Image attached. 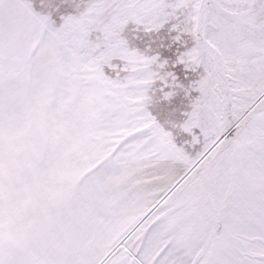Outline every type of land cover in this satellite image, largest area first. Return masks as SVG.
<instances>
[{
  "label": "snow or ice",
  "instance_id": "snow-or-ice-1",
  "mask_svg": "<svg viewBox=\"0 0 264 264\" xmlns=\"http://www.w3.org/2000/svg\"><path fill=\"white\" fill-rule=\"evenodd\" d=\"M0 264H264V0H0Z\"/></svg>",
  "mask_w": 264,
  "mask_h": 264
}]
</instances>
